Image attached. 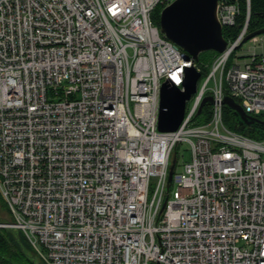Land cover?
I'll return each instance as SVG.
<instances>
[{
	"label": "built area",
	"instance_id": "1",
	"mask_svg": "<svg viewBox=\"0 0 264 264\" xmlns=\"http://www.w3.org/2000/svg\"><path fill=\"white\" fill-rule=\"evenodd\" d=\"M174 1L0 0V228L44 264H264V140L224 118L228 95L264 120V55L234 56L246 22L204 77L154 22ZM239 14L219 0L223 29ZM190 67L192 104L160 132L161 88L184 91Z\"/></svg>",
	"mask_w": 264,
	"mask_h": 264
},
{
	"label": "water",
	"instance_id": "2",
	"mask_svg": "<svg viewBox=\"0 0 264 264\" xmlns=\"http://www.w3.org/2000/svg\"><path fill=\"white\" fill-rule=\"evenodd\" d=\"M219 0H175L164 7L160 14L159 26L162 34L186 52L188 57L199 61L204 52L223 53L228 47L224 37L223 26L218 19ZM264 34V28L248 33L240 45ZM202 74L195 67L186 69L184 91L178 87L164 83L161 88L159 124L160 132H174L181 125L187 101L197 92L198 82ZM213 103L212 96L204 98L198 114L206 105ZM225 107L234 116L235 129L264 127V120L247 114L241 104L231 96L224 99ZM176 159L172 161L167 189L171 188ZM166 204L163 205L164 211Z\"/></svg>",
	"mask_w": 264,
	"mask_h": 264
},
{
	"label": "trees",
	"instance_id": "3",
	"mask_svg": "<svg viewBox=\"0 0 264 264\" xmlns=\"http://www.w3.org/2000/svg\"><path fill=\"white\" fill-rule=\"evenodd\" d=\"M229 3H237L240 8V14L236 25L225 27L223 29L224 37L227 41H235L241 34L246 22H248V31H257L264 28V0H251L250 16H247V1L246 0H225ZM164 6H158L153 15L155 24L159 25L160 14ZM219 54L214 51L204 52L200 55L197 61L203 76L205 77L210 65ZM211 106L206 105L202 113L196 118L198 123L203 124L210 121ZM224 118L226 125L235 129L234 116L228 108L225 107ZM237 131V130H236ZM250 138L263 141L264 140V127L257 126L256 128H244L238 130ZM172 189V186L171 188ZM0 210L7 214L8 208L0 193ZM9 215V214H8ZM0 223L3 221L0 219ZM0 264H44L39 257L35 248L31 245L26 235L20 230H9L7 228H0Z\"/></svg>",
	"mask_w": 264,
	"mask_h": 264
},
{
	"label": "rangeland",
	"instance_id": "4",
	"mask_svg": "<svg viewBox=\"0 0 264 264\" xmlns=\"http://www.w3.org/2000/svg\"><path fill=\"white\" fill-rule=\"evenodd\" d=\"M261 38H264V34L259 36ZM253 43L252 41H249L245 44H243L240 48H238L234 54L235 57H240V59H245L247 57V54H248V50L250 48L253 47ZM263 47V49H262ZM259 48L260 51H263L264 52V44L263 46ZM203 79H201V82H203ZM192 104V100H190L188 102V106H190ZM190 150L189 148L186 146V145H181L178 149V156H179V159L181 160L180 163L178 164L177 166V169H179L180 165L182 164V161H188L189 160V157H190ZM153 184H154V181H153ZM175 189V186L172 185V189L171 190H174ZM0 219L5 222V223H9L11 222V218L9 217V215L4 212L3 210H0ZM9 230H14V229H11V228H7Z\"/></svg>",
	"mask_w": 264,
	"mask_h": 264
},
{
	"label": "crops",
	"instance_id": "5",
	"mask_svg": "<svg viewBox=\"0 0 264 264\" xmlns=\"http://www.w3.org/2000/svg\"><path fill=\"white\" fill-rule=\"evenodd\" d=\"M262 40H263V42H262L261 45H257V46H255V48H250V49L248 50V54H247V56L250 55V53H251L252 51H253V52H257L258 55H264V52L259 50V48L262 47L263 44H264V38H262ZM262 49H263V47H262Z\"/></svg>",
	"mask_w": 264,
	"mask_h": 264
}]
</instances>
